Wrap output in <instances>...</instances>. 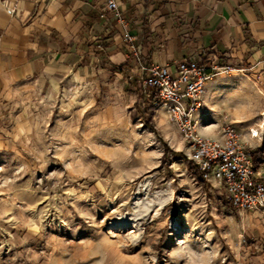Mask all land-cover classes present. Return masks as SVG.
Wrapping results in <instances>:
<instances>
[{"label": "rangeland", "instance_id": "374dc122", "mask_svg": "<svg viewBox=\"0 0 264 264\" xmlns=\"http://www.w3.org/2000/svg\"><path fill=\"white\" fill-rule=\"evenodd\" d=\"M230 67L207 85L197 129L233 123L257 150L264 69ZM149 96L141 75L112 71L0 92V264H264V212L198 183Z\"/></svg>", "mask_w": 264, "mask_h": 264}, {"label": "crops", "instance_id": "0c3cea01", "mask_svg": "<svg viewBox=\"0 0 264 264\" xmlns=\"http://www.w3.org/2000/svg\"><path fill=\"white\" fill-rule=\"evenodd\" d=\"M107 2L19 0L14 13L0 4V92L31 80L55 91L63 82L98 72L140 75ZM116 5L149 67L202 57L264 69V0H116ZM212 133L210 126L199 131L202 137Z\"/></svg>", "mask_w": 264, "mask_h": 264}, {"label": "built area", "instance_id": "2783aa9c", "mask_svg": "<svg viewBox=\"0 0 264 264\" xmlns=\"http://www.w3.org/2000/svg\"><path fill=\"white\" fill-rule=\"evenodd\" d=\"M19 0H0L12 13ZM107 11L118 21L127 50L131 53L142 84L167 110L188 145V160L202 176L204 185L225 196L229 206L241 213L264 212V161L256 163L254 149L244 140L233 123L222 126L220 136H200L197 112L204 107L203 98L212 79L232 71L230 66L208 62L202 57L173 63L171 66H147L131 34L130 21L122 15L116 0H108Z\"/></svg>", "mask_w": 264, "mask_h": 264}, {"label": "trees", "instance_id": "16d2710c", "mask_svg": "<svg viewBox=\"0 0 264 264\" xmlns=\"http://www.w3.org/2000/svg\"><path fill=\"white\" fill-rule=\"evenodd\" d=\"M151 99H152L153 103L157 101L154 92H152V94H151ZM261 157H264V145L262 147L258 148L257 150H254V159H255L256 163H260L262 161L260 159ZM189 165H190V168L192 169L193 174L196 177L198 183L201 186H204L202 176L199 175V173H198L197 169L195 168V166L193 165V163L191 162Z\"/></svg>", "mask_w": 264, "mask_h": 264}, {"label": "bare ground", "instance_id": "6f19581e", "mask_svg": "<svg viewBox=\"0 0 264 264\" xmlns=\"http://www.w3.org/2000/svg\"><path fill=\"white\" fill-rule=\"evenodd\" d=\"M210 127H213V126H210Z\"/></svg>", "mask_w": 264, "mask_h": 264}]
</instances>
